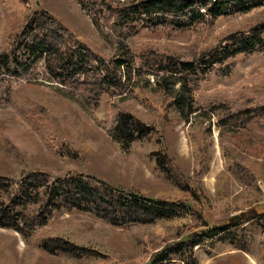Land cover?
Segmentation results:
<instances>
[{"label":"rangeland","instance_id":"1","mask_svg":"<svg viewBox=\"0 0 264 264\" xmlns=\"http://www.w3.org/2000/svg\"><path fill=\"white\" fill-rule=\"evenodd\" d=\"M137 1L33 0V8L47 11L102 60V72L114 69L122 56L125 63L115 71L123 84L105 85L100 92L93 71L56 81L41 56L23 53L19 45L25 38L19 37L7 53L5 68H0V176L14 180L28 171H44L52 179L81 174L124 192L192 203L191 213L126 229L88 212L63 210L30 240L0 228V264H148L157 251L185 240L204 223L222 224L251 206L263 212L264 122L242 127L234 113L264 103V5L245 10L241 4L230 3L205 16L206 22L190 20L184 13L174 22L169 19L165 20L167 25H158L135 12ZM24 20L0 3V51L7 50ZM252 34L257 37L254 48L214 64L215 70L200 80L194 96L203 107L201 118H207L211 111L214 114L209 117L210 131L202 134L205 148L198 146L200 150L193 151L189 125L167 105L168 98L157 90L155 76L134 71L140 62L137 55L153 49L191 60L207 48L231 50L234 39L248 40ZM209 104L213 110L206 109ZM119 110L152 122L158 127L157 134L122 145L111 134L114 114ZM222 117L220 126L217 122ZM198 129L201 126L192 127L194 132ZM158 147L168 153L179 174L203 191L202 200L159 172L151 156ZM235 157L253 177L248 179L250 183L247 179L240 182L228 169L226 163ZM193 198L206 201L208 207ZM227 200L243 206L225 211ZM245 227L247 251L236 249L225 233L212 246L207 241L195 246L193 254L199 264H260L263 230L257 220L245 222ZM40 236H60L96 254L73 258L49 253L38 246Z\"/></svg>","mask_w":264,"mask_h":264},{"label":"trees","instance_id":"2","mask_svg":"<svg viewBox=\"0 0 264 264\" xmlns=\"http://www.w3.org/2000/svg\"><path fill=\"white\" fill-rule=\"evenodd\" d=\"M263 2V0H138L134 8L137 14L144 15L152 24L167 25L165 20L170 19L169 22H174L184 13H188L190 20L196 22L203 19V22H206L208 19L205 16L223 10L224 8H217L225 4H241L240 8L246 10L264 5ZM0 3L5 9H12L25 17L20 30L13 34L12 43L8 44L7 50L0 51V68H5L7 53L13 50V45L23 36L21 39L25 38V40L19 45L23 53L26 52L28 57L41 56L46 69L56 81L64 82L65 76L68 78L75 74L93 71L97 76V88L100 92L104 90L105 85L110 88L123 84L115 71L125 63L122 56L118 57L114 69L102 72L100 68L102 60L86 44L78 42L71 31L47 11L33 8V0H0ZM247 38L248 40L243 37L234 39L229 47L233 48L231 50L225 49L220 52L214 48H207L191 60H182L175 55L158 53L153 49L137 55L140 62L134 71L155 76L157 90L168 98L167 105L189 125L193 151L200 150L198 146L205 148L202 134L204 131H210L209 117L214 114V111H211L207 118H201L205 115L204 112L202 113L203 107L197 103L194 96L200 80L211 69L215 70L214 64H221L232 54L254 48L256 34ZM73 47H76L77 51H72ZM131 68L126 71L128 78H131ZM129 80L127 83L130 82ZM211 106L209 104L206 109L213 110ZM234 116L242 127L251 122L262 123L264 103L239 110ZM222 119L223 117L218 118L219 125ZM113 123L114 131H111V134L124 146L145 138L149 139L158 131V127L152 122H145L123 110L114 114ZM193 126H201L202 129L194 132ZM151 156H154L155 167L168 181H172L176 186H185L187 190L189 188L197 198L201 197L200 200L204 198L201 189L191 185L186 177L178 173L166 151L162 152L158 147L151 152ZM230 162L232 163L227 162L226 165L240 182L253 179L248 172L246 173L238 157ZM233 165L234 167H229ZM218 196L219 199L223 196L221 189ZM200 200L196 199V202L208 207L206 201ZM190 205L192 203L185 205L182 202H168L130 191L124 192L101 181L94 182L81 174L68 173L52 179L47 172L28 171L14 180L0 176V228L15 231L26 240L35 238L54 214L63 210L88 212L113 226L133 229L138 226L153 225L158 220L184 218L191 213ZM224 206L223 209L228 211L232 207L240 209L243 205L228 201ZM254 220L258 221L263 230L259 263L264 264V209L259 213L252 206L237 216L229 217L222 224L212 226L207 223L202 224L201 229L188 233L185 240L157 251L148 264H175L176 258L180 261L178 264H199L193 254L195 246L200 247L205 241L212 246L214 240L225 233L231 236L229 242L236 249L247 251L249 242L245 222ZM37 244L49 253H61L73 258L94 257L96 254L91 249L74 244L60 236H40Z\"/></svg>","mask_w":264,"mask_h":264}]
</instances>
